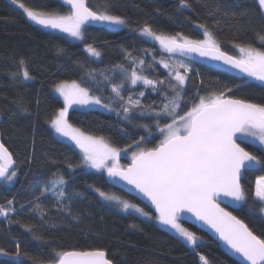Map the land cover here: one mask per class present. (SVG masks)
<instances>
[{
	"label": "trees",
	"instance_id": "16d2710c",
	"mask_svg": "<svg viewBox=\"0 0 264 264\" xmlns=\"http://www.w3.org/2000/svg\"><path fill=\"white\" fill-rule=\"evenodd\" d=\"M87 1L93 11L121 16L126 24L84 26L85 39L76 40L39 27L12 0H0V133L16 163L14 181L0 185V206H9L11 201L15 209L0 219V249L15 253L19 246L22 253L20 257L0 255V264H49L54 252L93 249L104 250L113 264H203L199 254L208 257L212 264H242L208 234L188 223L182 224L202 238L196 251L176 233L160 230L156 215L139 200L116 189L106 173L70 169L69 164L80 165L81 155L55 134L50 120L63 107L54 93L55 85L75 80L90 95L109 104L113 113L73 109L68 114L69 122L87 134L104 136L113 146L126 149L120 161L127 166L132 153L138 150L136 141L140 137L145 138L140 147L151 148L159 142L155 112L166 102L164 93L173 96L170 85L176 83L160 63H170V54L140 35L141 29L149 25L157 33H181L192 40H203L207 29L221 50L237 57V45L264 50L260 39L264 36V11L258 0H187L188 7L181 6L180 0ZM22 2L35 10L62 15L70 11L56 0ZM87 44L96 48L100 56H92ZM133 59L143 60L144 65L138 67ZM21 60L32 79L25 80L20 75ZM118 66L129 71L135 68L141 75L164 83L155 90L147 85L126 84L121 90L125 101L121 102L112 91V84L123 83L127 73ZM192 66L182 92L189 103L182 101L181 111L190 107L197 95L207 97L227 92L228 88L232 89L228 96L264 104L261 82L202 65ZM140 92L144 93L142 97ZM129 95L139 98L143 107H133L128 119H124L122 106ZM21 105L27 111H22ZM166 122H171V118L159 119L161 125ZM242 146L264 159V150L257 144ZM261 176L264 169L260 167L244 172L241 184L249 202L230 211L264 238V217L258 208L249 207ZM58 177L67 183L53 190L49 181ZM45 185L48 192H43ZM96 188L131 200L152 218L121 212L116 205L105 202ZM60 190L63 198L56 195Z\"/></svg>",
	"mask_w": 264,
	"mask_h": 264
},
{
	"label": "snow or ice",
	"instance_id": "6c2138e0",
	"mask_svg": "<svg viewBox=\"0 0 264 264\" xmlns=\"http://www.w3.org/2000/svg\"><path fill=\"white\" fill-rule=\"evenodd\" d=\"M26 14L27 18L45 28L57 29L67 33L77 40L85 39L84 26L89 23L123 26L125 18L106 12L93 11L87 6L86 0H63L70 6L67 14L35 10L26 6L22 0H12ZM181 6L188 7L187 0H180ZM258 5L264 11V0H258ZM203 28V25H200ZM141 34L153 41L159 42L162 49L168 53H178L180 56L196 54L211 60L221 61L232 68L239 69L247 77L258 80L264 85V50L252 46L237 45L243 54L239 58L221 51L211 32L205 29L203 40H192L181 33L169 35L157 33L151 26L145 25ZM264 41V36L260 37ZM87 51L99 57L100 52L91 44H87ZM62 51V50H61ZM131 57V53L128 54ZM155 59V57H153ZM137 66H143V60L133 59ZM163 67L169 70L174 85H170L173 96L164 93V100L157 117L156 131L160 134L159 142L151 148L140 147V137L136 141L138 150L131 156V163L127 166L120 164V154L126 149L113 146L104 136L87 134L80 128L74 127L68 119L69 109L73 105L101 104L98 96L90 95L87 88H83L75 80L61 81L55 85L56 91L63 97L64 106L54 113L50 120L55 132L70 141L81 150L80 165L69 164L70 169L86 167L97 172L107 173L109 179L124 181L139 193L143 194L158 215L155 217L162 225L172 229L187 242L194 251L200 246L201 237L196 232L184 227L181 220L184 214H191L218 234L219 238L234 253L239 254L246 264H264V238L256 235L243 220L221 207L227 200L238 205L248 204L249 195L241 184L242 174L257 167L264 169V159L248 151L242 144H257L264 150V104L250 103L242 99H235L221 91L204 97L197 95V99L190 102V107L181 111V102L188 104L182 95L184 85L188 80L191 66L183 60L173 63L161 60ZM25 80L32 79L24 60L20 61ZM127 73L126 79L131 85L142 82L151 86L153 90L163 81H154L141 75L135 68ZM181 69L184 71L182 72ZM124 83L112 84V91L119 101L124 102L121 95ZM144 95L139 93V97ZM103 107L109 108V104ZM133 107H143L140 99H133L129 95L122 106L124 119ZM22 111H27L21 105ZM111 110V109H110ZM154 111V110H153ZM119 114V113H118ZM143 114V113H142ZM171 118V122L163 125L160 118ZM147 129L148 126L144 125ZM151 133V129H148ZM15 164L12 153L0 142V180L11 181L16 171L9 169ZM67 182L58 177L49 181L54 190L58 185ZM45 185L43 192H48ZM95 191L106 201L115 202L123 211L137 212L151 219L148 212L138 205L130 203L120 197L96 188ZM43 194V193H42ZM59 198L64 197L63 190L56 192ZM254 201L249 207L255 206L264 213V176L256 181ZM258 202V203H257ZM0 206V217H7L15 209ZM0 255H22L19 246L15 253H8L0 249ZM200 255L203 264H212L208 257ZM49 264H113L107 258V253L101 249L72 250L53 253Z\"/></svg>",
	"mask_w": 264,
	"mask_h": 264
},
{
	"label": "water",
	"instance_id": "95a60500",
	"mask_svg": "<svg viewBox=\"0 0 264 264\" xmlns=\"http://www.w3.org/2000/svg\"><path fill=\"white\" fill-rule=\"evenodd\" d=\"M59 1L60 3H62V5L64 7H66L67 9L70 10V6L65 4L63 2V0H56ZM174 1V0H172ZM86 4L88 6V1L86 0ZM89 7V6H88ZM104 24H99V23H89L86 24L85 26H96V27H101ZM221 50V49H220ZM223 51V50H221ZM225 52V51H224ZM176 56L187 60L189 62H192L193 64H197V65H202V66H206L212 69H216L219 70L221 72H224L226 74H229L230 76L236 77V78H248L247 75L245 73H242L239 71V69H235L232 68L230 65H226L223 64V62L221 61H215V60H211L207 57H200L199 55L196 54H190L188 56H180L178 53H174ZM228 54V53H227ZM231 55V54H228ZM233 56V55H231ZM235 57V56H234ZM2 121V117L0 115V122ZM0 142H2L1 139V133H0ZM6 147V146H5ZM13 157V156H12ZM14 159V158H13ZM131 163V162H130ZM16 169V163L12 166L11 169H9L10 171L15 170ZM257 169V168H256ZM254 170H247V171H255ZM244 173L242 174L241 179L243 178ZM108 181L119 191L139 200L140 202H142L145 206H147L156 216L158 215V213L155 210L154 205L151 204V202L145 197L143 196V194L139 193L136 189H134L132 186L127 185L126 182L124 181H120V180H116L113 181L111 179L108 178ZM6 181L4 180H0V185L5 183ZM238 204L235 203H229L227 200H225L224 203H221V207L226 208L227 211H230V209L236 207ZM231 212V211H230ZM234 215V214H233ZM184 219L181 220V223H188L196 228H198L199 230H201L202 232L208 234L213 240H215L218 244H220L233 258H235L236 260H238L240 263L242 264H246V262L243 260V258L239 255L233 252V250H231L218 236L217 233H215V231L213 229H211L210 227H208L207 225H204L201 221H198L195 219V217L191 216V214H184ZM157 225L159 227L160 230L169 233V234H174L175 231L162 225L158 220H157ZM108 258V257H107Z\"/></svg>",
	"mask_w": 264,
	"mask_h": 264
},
{
	"label": "rangeland",
	"instance_id": "374dc122",
	"mask_svg": "<svg viewBox=\"0 0 264 264\" xmlns=\"http://www.w3.org/2000/svg\"><path fill=\"white\" fill-rule=\"evenodd\" d=\"M33 22V21H32ZM35 23V22H34ZM36 24V23H35ZM39 27H42V28H44V29H46V30H49V31H54V32H59V33H63V32H61V31H59V30H57V29H50V28H45V27H43V26H40V25H38ZM63 34H67V33H63ZM139 34L140 35H142L141 34V31L139 32ZM68 35V34H67ZM143 36V35H142ZM144 38H146V39H148L150 42H152V43H154L160 50H162L163 52H166V53H168L167 51H165L164 49H162L161 48V46L159 45V42H157V41H153V40H151L150 38H147V37H145V36H143ZM206 37H204V39H205ZM75 39V38H74ZM77 40V39H76ZM235 50H236V53H237V58H239L241 55H243L240 51H239V48L237 47V48H235ZM170 54V63H173V62H175V61H177V60H183V62H185V63H187V64H189L190 66H191V70L193 69V66H192V62H189V61H187V60H184V59H182V58H180V57H178V56H176L174 53H169ZM181 71L183 72L184 70L183 69H181ZM249 79H251V80H255V79H253V78H250V77H248ZM256 81H258V80H256ZM260 82V81H259ZM124 83V86L126 85V84H129V85H131L130 84V82L127 80V79H125V81L123 82ZM138 84H142V85H144L142 82H137V84L136 85H138ZM54 93H55V95L57 96V97H59L61 100H62V102H63V106H64V101H63V97L62 96H60V94L56 91V89L54 88ZM103 105H104V103L101 101V104H99V105H97V104H89V105H73V107L71 108V109H69V112L71 111V110H73V109H79V110H89V109H95V110H99V111H102V112H105V113H113V109L110 107V109L109 108H105V107H103ZM53 128V127H52ZM53 130H54V132H55V129L53 128ZM55 134L60 138V139H62V140H65V141H67V142H69L70 144H72L77 150H78V152L80 153V155H81V162H82V152H81V150L74 144V142H72V141H70L68 138H66V137H63V136H61L60 134H58V133H56L55 132ZM257 145H258V142H257ZM124 152L122 151L121 152V154H120V158L122 157V156H124L125 154H123ZM81 162H80V164H81ZM120 164L122 165V163H121V161H120ZM77 169H85V170H90V171H93V172H97L95 169H89V168H86V167H83V166H81V167H77ZM75 170H76V168H75ZM97 173H101V172H97ZM107 174V173H106ZM12 181H14V178L11 180V181H7V183H12ZM115 196H117V197H120V198H122L121 196H118V195H115ZM102 198V197H101ZM103 199V198H102ZM122 199H124V200H127V201H129L130 203H133L131 200H129V199H127V198H122ZM104 200V199H103ZM105 202H107V203H111V204H114V205H116L117 206V204L115 203V202H111V201H106V200H104ZM133 204H135V203H133ZM4 207H9V206H4ZM118 207V206H117ZM141 208V207H140ZM118 209L121 211V212H124V213H126L125 211H123L120 207H118ZM128 212H131V213H135V214H137V215H139L140 217H142V218H144V219H149L148 217H144V216H142V215H140L139 213H137V212H133V211H128ZM11 213H13V212H10L9 214H11ZM262 215H263V217H264V213H262ZM151 216V215H150ZM1 219H4L5 217H0Z\"/></svg>",
	"mask_w": 264,
	"mask_h": 264
}]
</instances>
